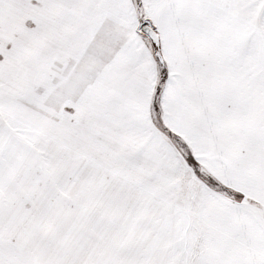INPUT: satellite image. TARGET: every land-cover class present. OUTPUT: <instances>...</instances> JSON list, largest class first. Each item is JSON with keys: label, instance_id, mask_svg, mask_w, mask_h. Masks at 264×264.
<instances>
[{"label": "snow or ice", "instance_id": "6c2138e0", "mask_svg": "<svg viewBox=\"0 0 264 264\" xmlns=\"http://www.w3.org/2000/svg\"><path fill=\"white\" fill-rule=\"evenodd\" d=\"M0 264H264V0H0Z\"/></svg>", "mask_w": 264, "mask_h": 264}]
</instances>
